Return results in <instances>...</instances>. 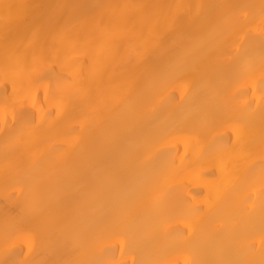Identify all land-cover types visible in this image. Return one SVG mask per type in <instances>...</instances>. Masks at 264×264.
Masks as SVG:
<instances>
[{
	"label": "bare ground",
	"instance_id": "6f19581e",
	"mask_svg": "<svg viewBox=\"0 0 264 264\" xmlns=\"http://www.w3.org/2000/svg\"><path fill=\"white\" fill-rule=\"evenodd\" d=\"M262 26L264 0H0V264H264Z\"/></svg>",
	"mask_w": 264,
	"mask_h": 264
},
{
	"label": "snow or ice",
	"instance_id": "6c2138e0",
	"mask_svg": "<svg viewBox=\"0 0 264 264\" xmlns=\"http://www.w3.org/2000/svg\"><path fill=\"white\" fill-rule=\"evenodd\" d=\"M14 7H17L16 5H10V4H6L4 5V8L6 9V13H5V25H4V32H3V35H4V39L5 41H9L11 38H12V31H13V27H23L25 26L27 23H28V17L26 14L24 15H21V16H17L15 18V20L12 22V23H9V12L7 10H10ZM19 7H22L24 9H27L29 8L30 6L29 5H21ZM264 27V26H262ZM262 42H264V31H262ZM264 179V178H262Z\"/></svg>",
	"mask_w": 264,
	"mask_h": 264
}]
</instances>
